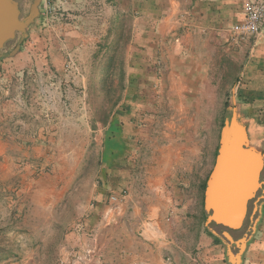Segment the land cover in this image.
<instances>
[{
  "label": "crops",
  "instance_id": "0c3cea01",
  "mask_svg": "<svg viewBox=\"0 0 264 264\" xmlns=\"http://www.w3.org/2000/svg\"><path fill=\"white\" fill-rule=\"evenodd\" d=\"M246 1L129 0L121 11L117 0H56L45 28L51 46L82 37L77 24L82 16L93 17L98 25L112 24V18L117 21L135 9V22L141 24L126 48L128 87L137 91H127L124 100L132 99L140 108L133 123L130 116L121 117L109 136L110 124L101 142L112 162L109 198L121 196L111 213L115 220L108 238L98 236L102 225L89 219L109 201L100 188L78 205L85 217L79 225H59L76 232L67 233L68 242L79 233L93 237V255L82 264H225L217 239L198 227L199 216L207 213L202 186L209 165L205 170L200 166L204 155L213 157L212 121L219 117V103H233L242 122L256 123L252 139L264 153V28L258 38L242 44L231 42L226 32L243 19ZM38 21L28 27L36 42L43 30ZM71 69L81 71L79 66ZM201 119L209 124L202 127ZM199 136H205L204 146ZM37 144L31 149L37 150ZM34 186L36 202L37 181ZM42 192L47 200L53 193ZM34 217L37 230V211ZM137 230L153 240L132 235ZM258 235L257 251L248 248L242 264H264V209ZM36 256L29 258L30 264H37Z\"/></svg>",
  "mask_w": 264,
  "mask_h": 264
},
{
  "label": "rangeland",
  "instance_id": "374dc122",
  "mask_svg": "<svg viewBox=\"0 0 264 264\" xmlns=\"http://www.w3.org/2000/svg\"><path fill=\"white\" fill-rule=\"evenodd\" d=\"M13 1L18 4L21 17L26 18L34 0ZM117 2L121 11L129 4V0ZM56 8L53 0L52 13ZM39 9L35 19L43 29L37 35L39 40L31 39L28 28L25 36L17 34L0 51V264H30L33 254L37 255V264H82L93 255V237L79 233L68 242L67 233L75 231L66 232L59 225L73 227L85 219L78 205L85 204L86 194L93 188H100L108 198L111 194L110 150H105L101 142L110 124H119L125 115L133 123L140 108L132 99L124 100L127 91L129 94L133 91L128 87L126 48L132 41L131 32L141 24L135 22V9V13L122 14L117 21L112 18V24L108 20L98 25L93 17L82 16L77 22L82 37L75 35L51 46L45 28L52 13L44 11V0ZM19 44L20 49L14 53ZM73 65L80 67L79 74L84 80L72 71ZM229 92L233 93L232 86ZM218 105L219 117L212 121L214 148L224 124L233 114H238L231 102ZM199 121L202 127L209 124V120ZM250 121H245L249 143L257 148L252 139L256 123ZM203 138L199 136L204 146ZM33 142L38 143L37 150L31 149ZM210 161L209 155H204L201 170ZM36 181L39 196L35 202L32 192ZM259 184L240 229L208 225L207 211L199 216V229L217 239L225 264L227 261L230 264V242L224 233L230 234L235 242L247 238L242 260L249 253L248 248L257 251L259 221L264 209V171ZM42 191L49 194L48 200ZM109 205L108 201L97 216H89L102 225L97 234L104 240L113 222L111 214L107 217L105 214ZM87 207H94V202ZM35 211L37 230H34ZM134 234L148 242L153 240V237L146 239L142 230ZM231 248L234 254L238 253L237 247Z\"/></svg>",
  "mask_w": 264,
  "mask_h": 264
},
{
  "label": "water",
  "instance_id": "95a60500",
  "mask_svg": "<svg viewBox=\"0 0 264 264\" xmlns=\"http://www.w3.org/2000/svg\"><path fill=\"white\" fill-rule=\"evenodd\" d=\"M41 1L42 0H34L28 16L22 18L19 6L15 1L0 0V51H2L9 42L15 40L17 34H21L22 37L25 36V31L39 16ZM19 49L20 44L14 53ZM219 144V155L204 192V208L210 213L208 224L223 226L228 230H237L240 229L244 223L247 205L255 197V189L256 191L259 190V184L256 183V185L252 186V189L244 193V197L238 203V206L230 209V216L223 217L218 213L220 209L218 203L220 191L218 186L223 176L224 167L229 156H231L232 153H236L244 165L254 167L252 177L257 179V175L258 178H260L263 172L264 154L249 143L247 127L239 118L238 114H236V116L233 114L231 119L224 124L220 133ZM257 159L259 161L258 164ZM224 236L230 242L228 246V259L230 264H242V255L246 249L247 238L235 242L230 234L224 233ZM232 246L238 248L237 254L232 252ZM232 254L238 257V259L232 261Z\"/></svg>",
  "mask_w": 264,
  "mask_h": 264
},
{
  "label": "bare ground",
  "instance_id": "6f19581e",
  "mask_svg": "<svg viewBox=\"0 0 264 264\" xmlns=\"http://www.w3.org/2000/svg\"><path fill=\"white\" fill-rule=\"evenodd\" d=\"M258 163L259 161L257 159V164ZM253 171L254 167L244 165L236 153H232L231 156H229L218 186L220 191L218 198L220 209L218 210V213L221 216H230V209L238 206V203L244 197V193L249 189H252V186L256 185V183L259 184L258 175L257 179L252 177ZM256 192L255 189V193ZM236 259H238V257L232 254L231 260L235 261Z\"/></svg>",
  "mask_w": 264,
  "mask_h": 264
},
{
  "label": "built area",
  "instance_id": "2783aa9c",
  "mask_svg": "<svg viewBox=\"0 0 264 264\" xmlns=\"http://www.w3.org/2000/svg\"><path fill=\"white\" fill-rule=\"evenodd\" d=\"M44 11L51 14L53 11V0H44ZM264 28V0H247L244 7L243 19L226 30L230 41L235 44L246 43L258 38ZM109 207L106 217L111 213L114 215L116 206L121 204V196L112 195L109 198ZM115 220V217H112Z\"/></svg>",
  "mask_w": 264,
  "mask_h": 264
},
{
  "label": "flooded vegetation",
  "instance_id": "af4514ba",
  "mask_svg": "<svg viewBox=\"0 0 264 264\" xmlns=\"http://www.w3.org/2000/svg\"><path fill=\"white\" fill-rule=\"evenodd\" d=\"M219 142H220V134H219L218 139H217V143H216V147L214 149L212 160H211V162L209 164L208 170H207L206 175H205L204 180H203V186H202V192L203 193L206 190L207 182H208V180L210 178L211 173L214 170V167H215V164H216V159H217V157L219 155V149H220Z\"/></svg>",
  "mask_w": 264,
  "mask_h": 264
},
{
  "label": "trees",
  "instance_id": "16d2710c",
  "mask_svg": "<svg viewBox=\"0 0 264 264\" xmlns=\"http://www.w3.org/2000/svg\"><path fill=\"white\" fill-rule=\"evenodd\" d=\"M115 126H119V124H117V123H112V127L109 129L107 135L110 136V134H115V130H116V129H115Z\"/></svg>",
  "mask_w": 264,
  "mask_h": 264
}]
</instances>
